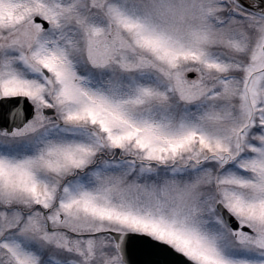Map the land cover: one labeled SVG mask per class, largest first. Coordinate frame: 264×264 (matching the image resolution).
<instances>
[{
	"label": "snow or ice",
	"instance_id": "1",
	"mask_svg": "<svg viewBox=\"0 0 264 264\" xmlns=\"http://www.w3.org/2000/svg\"><path fill=\"white\" fill-rule=\"evenodd\" d=\"M0 264H264V0H0Z\"/></svg>",
	"mask_w": 264,
	"mask_h": 264
}]
</instances>
